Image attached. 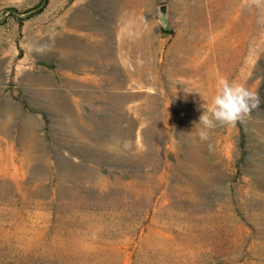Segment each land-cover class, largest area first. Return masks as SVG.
Returning <instances> with one entry per match:
<instances>
[{"label":"rangeland","instance_id":"obj_1","mask_svg":"<svg viewBox=\"0 0 264 264\" xmlns=\"http://www.w3.org/2000/svg\"><path fill=\"white\" fill-rule=\"evenodd\" d=\"M231 1L0 0V264H264V0ZM222 78L259 107L200 141Z\"/></svg>","mask_w":264,"mask_h":264},{"label":"clouds","instance_id":"obj_2","mask_svg":"<svg viewBox=\"0 0 264 264\" xmlns=\"http://www.w3.org/2000/svg\"><path fill=\"white\" fill-rule=\"evenodd\" d=\"M36 50L41 51V49ZM259 104L260 97L256 91L250 90L244 84L222 78L219 81V90L212 98L210 106L203 108L198 122L193 124L194 136L200 141H208L217 125L235 127L259 107Z\"/></svg>","mask_w":264,"mask_h":264},{"label":"bare ground","instance_id":"obj_3","mask_svg":"<svg viewBox=\"0 0 264 264\" xmlns=\"http://www.w3.org/2000/svg\"><path fill=\"white\" fill-rule=\"evenodd\" d=\"M101 1V3L104 5V7L105 8H107V9H112V7L114 6L113 4H114V2H115V0H100ZM252 1V0H251ZM250 4V0H232L231 2H230V4H229V7L231 8V13H236L237 15L238 14H240L241 12H243L244 10H248V5ZM259 4V3H258ZM261 5V4H260ZM250 7L252 8V5L250 4ZM114 8V7H113ZM253 8H255V9H260L261 8V6H256V5H253ZM232 15V14H231ZM234 15V14H233ZM81 19V18H80ZM72 25L73 26H80L81 24H82V21L81 20H78V18H74L73 20H72ZM84 25V24H83ZM262 29H263V24L261 23V20H260V18H259V20H256V22H255V24H254V26H253V29H252V31H251V33H253L254 34V38H255V40H256V38H258V37H260L259 35H260V31H262ZM91 36V35H90ZM107 37H108V33H107ZM236 38V37H235ZM258 40V39H257ZM249 43V40H248V38H244L242 41H241V48L242 49H244V47H245V44L246 43ZM257 42H259V41H257ZM96 43H97V41H96ZM59 45H65L64 43H59ZM73 45V44H72ZM81 48H82V50L84 51V53H85V55H86V53H87V49H85L84 47H83V44H81ZM91 50H92V48H91ZM75 54H77V53H75ZM89 54V53H88ZM79 57V56H78ZM81 57V56H80ZM79 57V58H80ZM83 57V56H82ZM216 57V56H215ZM180 92V91H179Z\"/></svg>","mask_w":264,"mask_h":264},{"label":"trees","instance_id":"obj_4","mask_svg":"<svg viewBox=\"0 0 264 264\" xmlns=\"http://www.w3.org/2000/svg\"><path fill=\"white\" fill-rule=\"evenodd\" d=\"M11 10H12V12H11V16H14V18H15L16 20H18L19 17H18V14L16 13V11H15L14 9H11Z\"/></svg>","mask_w":264,"mask_h":264}]
</instances>
